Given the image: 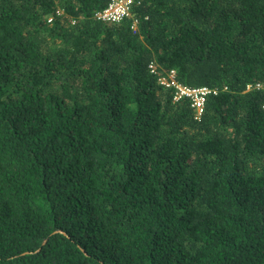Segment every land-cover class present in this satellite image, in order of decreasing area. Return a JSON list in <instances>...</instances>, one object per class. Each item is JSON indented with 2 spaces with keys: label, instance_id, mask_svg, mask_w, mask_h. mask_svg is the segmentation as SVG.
Segmentation results:
<instances>
[{
  "label": "trees",
  "instance_id": "obj_1",
  "mask_svg": "<svg viewBox=\"0 0 264 264\" xmlns=\"http://www.w3.org/2000/svg\"><path fill=\"white\" fill-rule=\"evenodd\" d=\"M138 1L0 0V264H264V0Z\"/></svg>",
  "mask_w": 264,
  "mask_h": 264
},
{
  "label": "built area",
  "instance_id": "obj_2",
  "mask_svg": "<svg viewBox=\"0 0 264 264\" xmlns=\"http://www.w3.org/2000/svg\"><path fill=\"white\" fill-rule=\"evenodd\" d=\"M140 1L138 0H110L107 7L104 9L98 11L95 14V17L98 20L106 21V22H115L119 23L123 21L127 17H131L132 14V8L135 4H139ZM52 18L49 19L51 21ZM137 24L138 20L135 19L133 22L132 28L136 31L137 30ZM151 70L155 71V65H150ZM161 84L167 86V87H174L175 88V99H188L191 102V106L195 109L196 118L200 119L207 96L214 92L216 93V90H213L209 87H188L185 85L180 84L176 78H175V71L171 70L167 73L165 76L160 77ZM259 88L262 86L259 84Z\"/></svg>",
  "mask_w": 264,
  "mask_h": 264
}]
</instances>
